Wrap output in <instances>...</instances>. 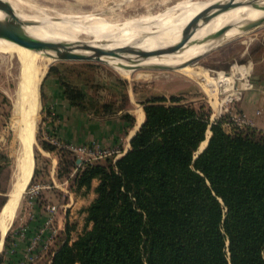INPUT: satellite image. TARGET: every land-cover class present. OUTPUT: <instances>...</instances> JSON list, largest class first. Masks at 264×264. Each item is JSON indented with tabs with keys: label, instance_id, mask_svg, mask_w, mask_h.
<instances>
[{
	"label": "trees",
	"instance_id": "1",
	"mask_svg": "<svg viewBox=\"0 0 264 264\" xmlns=\"http://www.w3.org/2000/svg\"><path fill=\"white\" fill-rule=\"evenodd\" d=\"M60 81L83 107L84 91ZM141 105L144 120L117 158L77 163L70 150L41 141L56 152L70 188L95 193L83 231L57 243L47 264H264V130L227 128V115L210 120V108L178 95ZM123 117L133 125L131 114ZM2 158L0 208L12 172Z\"/></svg>",
	"mask_w": 264,
	"mask_h": 264
},
{
	"label": "rangeland",
	"instance_id": "2",
	"mask_svg": "<svg viewBox=\"0 0 264 264\" xmlns=\"http://www.w3.org/2000/svg\"><path fill=\"white\" fill-rule=\"evenodd\" d=\"M23 1L26 2V5H24V12L35 14L45 20L50 19L49 16H52V22L59 25L66 24L69 17L92 14V16L102 19L104 22L112 25V27L122 25L137 26L139 21L145 22V20L147 21L148 19L165 22L170 16L189 14L191 10L203 7L202 10H200V8L198 9L199 12H201L205 7L214 5L215 12H210L207 18L199 19L203 21L217 14H223L224 10H220V6L223 5L224 2L225 4H229L230 7H234L235 3L234 0ZM181 2H184L183 5L176 6ZM57 15L64 16L58 18ZM260 17L264 18V16ZM186 20H188V18ZM67 26L72 29L80 27L71 24ZM152 27L154 28L155 26L153 25ZM181 28H183V26ZM193 29L198 30L202 28H190L191 32ZM165 30L170 31L169 28H165L157 32ZM194 32H196V30ZM84 33L85 34H82L80 37L81 40H87L90 36L89 32ZM132 49L145 51L154 50V52L160 50L159 46L154 44L135 45ZM184 55L185 59L186 56H193L190 53H184ZM127 56L125 59L127 61L134 60L132 61L134 63H140V58L144 57L135 52H128ZM165 56L166 55L160 56L153 53V59L147 58L141 63L143 65L158 64L161 66V60L167 58V63L175 60L173 67H139L134 70L130 76L124 75L110 65L108 60L104 59H53L50 61L39 82V109L33 145V171L21 196L13 220L5 233V236L7 233H9V236L6 245L4 237L3 245L0 249V264H19L21 252L25 250L32 235L30 234V230L35 232L43 228V236H49L50 232L45 227L44 220L49 212L47 206L54 204L53 224L57 228V232L48 237L51 241V243H49L50 248L32 263L47 264L51 257V250L55 248L57 243L65 239L67 235H69V241L71 242L83 231L85 217L84 209L95 196L93 188H70L69 185L72 181L66 178L64 172L61 170L59 171L56 152L48 150L41 143V141L51 143L49 139L53 136L52 133L45 130V121H47L46 109H51L50 107L46 108L43 101V81L47 74L51 73L56 75L61 85L60 78L81 88L85 93V98L83 100L84 104L81 108L90 112L91 116L97 119L115 115L118 111L123 112V117L125 113L129 112L134 115L133 124H136V115L137 122H142L144 119L141 101L152 95H165L167 97L170 95H178L182 98L183 102H192L195 105L203 103L206 108H210V120H212L211 117L214 119L212 113L216 111V107L213 106L214 104L212 103L215 97L214 94H210L206 91L205 84L207 79L215 80L221 74L225 76L235 74L233 76L234 89L242 88L248 79L249 82L253 83V88L241 89V94L253 90L257 82L264 79V20L249 30H243L231 39L204 51L194 57L190 64L180 61L176 54L172 55L173 58H171L173 60ZM179 61L187 68L191 69L189 74H183L179 71L180 66H182ZM50 66H52L51 69H49ZM238 67H242L241 69L244 70L243 77H239V74H236V70L239 69ZM20 69L21 66L15 53L0 51V155L7 157V161L12 167L11 179L15 170L17 153L19 151L17 139L18 131L13 122L14 109L12 96L23 74V70ZM137 73L146 74V76L136 77ZM234 92L235 90H232L231 99L225 100H222V98H224L227 92H217V103L224 102L223 106L230 107L232 110H238L236 101H238L239 98H232L236 93ZM105 103L113 110H118L105 112V107H103ZM233 103L234 105L232 106ZM126 109L128 110L125 111ZM82 143L92 144V142ZM94 143L97 144L96 142ZM97 146L100 148L105 147L99 144H97ZM116 154L117 153L107 154L101 157L90 158L89 160L103 161L106 157L113 156V158H117L120 156ZM73 155L76 157L77 163L84 159L80 157L81 160H78V156L75 153H73ZM0 161L5 162L3 158L0 159ZM74 171L75 170L72 169V173L69 174L70 177H72L71 175ZM94 182H96V180L93 181V185Z\"/></svg>",
	"mask_w": 264,
	"mask_h": 264
},
{
	"label": "bare ground",
	"instance_id": "3",
	"mask_svg": "<svg viewBox=\"0 0 264 264\" xmlns=\"http://www.w3.org/2000/svg\"><path fill=\"white\" fill-rule=\"evenodd\" d=\"M3 1L8 3L11 11L18 19V23L16 22V25L26 35L39 40L64 42V45L57 47V51L92 54L93 51L91 49L82 47V44L85 43H87V45L102 48L105 50L118 49L119 47L125 45H128L132 48L135 45L141 46L144 44H154L159 46L160 50H158L157 52H154V50H148L151 52L148 55L141 57L140 63H143V61L147 58L153 59V53H156L160 56L166 55L169 57V59L173 54H176L178 55L180 61L186 64H190V61L193 60L194 57L238 35L241 31L244 30V26L247 23L257 19L260 16H264V0H234V7L229 6L230 9L228 8V10L226 8L223 14H217L212 18H208L203 21H200L199 19H202L204 15H208L210 12H215L214 5L205 7L201 12H199L198 9L200 8V10H202L203 7L195 8L193 10L190 9L191 11L189 14H184L181 16H170L165 22H158L157 20L150 19H148L147 21L145 20V22L139 21L137 23V26L122 25L118 27H112V25H109L102 19L92 16V14L84 16L72 15L74 17H69V19L66 21V24L59 25L52 22V16H49L50 19L45 20L44 18H41L35 14H28L24 12L23 10L25 8L24 5H26V2L23 0ZM183 3L184 2L178 3L176 6L183 5ZM230 14H232V16H230ZM61 16L62 15H57L58 18H60ZM229 16L231 17V19H224V17ZM8 18V13L0 9V28L6 27L8 25ZM187 18L188 20H186ZM222 18L224 20L223 22ZM230 20H232L231 24H227L226 26H224V24L228 23ZM189 21H191V24L189 25L190 28L202 29H195L196 32H194L195 30L193 29V31L190 32L189 36L186 37L179 46H177L173 50L164 51L168 47L174 46L181 40L182 29ZM68 24L80 27L72 29L67 26ZM153 25L155 26L154 28L152 27ZM182 26L183 28H181ZM165 28H169L170 31L165 30L162 32H157L158 30H163ZM219 29L224 30L219 34H216ZM84 32L90 33V36L87 40H81L80 38L82 34H85ZM0 51L15 53L19 60L21 69L23 70V74L20 77L16 90L12 96L14 109L13 122L15 123L18 131L17 139L19 144V151L17 150L18 153L15 162V170L12 175V179L10 178L11 184L14 188V192L12 191L13 196H11L9 204L4 207L0 214L1 249V237L2 235H4V233H6L13 220V217L15 215L14 210L18 198L20 197L22 191H24V189L26 188L33 171V145L35 140L36 121L39 109V82L41 76L43 75V73H45L47 65L50 63V61L56 58L57 51L51 49L50 47L35 45L28 42H17L15 40H10L1 36ZM184 53H190L193 56H186L185 59ZM127 55L128 51L125 52L119 50L115 53L101 54L99 57L101 59L108 60L110 65H112L114 68H116L126 76H130L131 73L139 67L142 68L158 66L163 68H171L175 64V60L167 63V58H164L165 61L163 59L161 60V66L158 64L143 65L139 62V64L132 62L134 60L127 61L125 59ZM182 62H180L182 66L178 65L180 66L179 71L183 74H189L191 72V69L183 65ZM241 68L238 69L239 71L236 70V74L242 76L244 75V70ZM143 75L146 76V74L137 73L136 77ZM234 75L235 74L231 76H225L224 74H221L215 80L207 79L205 88L208 93L214 94L215 98L212 103L214 104L213 106H215L216 109L219 105V103H217V92H227L222 100L231 98L232 90H235L233 89ZM138 123H141V121H139ZM209 134L210 130L206 132V138L201 142L200 147L205 145L206 139Z\"/></svg>",
	"mask_w": 264,
	"mask_h": 264
},
{
	"label": "crops",
	"instance_id": "4",
	"mask_svg": "<svg viewBox=\"0 0 264 264\" xmlns=\"http://www.w3.org/2000/svg\"><path fill=\"white\" fill-rule=\"evenodd\" d=\"M230 16L224 19H231ZM43 93L45 107L51 108L46 109L45 130L62 141L96 142L105 147H113L116 155H121L129 148L130 138L140 125L136 115V124L127 126L128 120L122 117L121 111L103 119L92 117L90 112L69 101L58 77L51 73L43 81ZM236 107L237 111L252 121L253 126L264 130V79L257 82L253 90L244 92L236 101ZM129 114L134 117L132 113Z\"/></svg>",
	"mask_w": 264,
	"mask_h": 264
},
{
	"label": "built area",
	"instance_id": "5",
	"mask_svg": "<svg viewBox=\"0 0 264 264\" xmlns=\"http://www.w3.org/2000/svg\"><path fill=\"white\" fill-rule=\"evenodd\" d=\"M239 77H243V75H239ZM253 88V83L249 82V80H246V83L242 88H235L236 94L233 95L232 98H240L242 96L241 94V89H249ZM234 89V88H233ZM231 99V98H230ZM224 102H220L216 111L213 112L212 116L215 118H218L222 115H227V123L226 126L229 128L230 124H235V125H252V121L247 118L243 113L237 111V110H232L230 107L228 108L227 106H223ZM234 103L232 104V106ZM259 110H257V113ZM229 113V114H227ZM213 120V117H211ZM50 142L58 145L65 147L66 149L70 150L71 152L75 153L78 156V160H81V158H84L85 160H89L90 158H96V157H101L104 155H109L112 153H116V149L110 148V147H103L100 148L92 142L91 145L87 143H73V142H68V141H62L58 139L55 136L50 137ZM81 157V158H80ZM48 215L45 217L44 220V225L50 232L49 236H52L57 232V228L53 224V212L55 209V205H48ZM44 229L40 228L33 232L31 235V238L29 242L26 245L25 250L21 252V257L19 260V264H32L34 261H36L47 249L49 248V243L51 241L49 240L48 237H44L43 233Z\"/></svg>",
	"mask_w": 264,
	"mask_h": 264
},
{
	"label": "water",
	"instance_id": "6",
	"mask_svg": "<svg viewBox=\"0 0 264 264\" xmlns=\"http://www.w3.org/2000/svg\"><path fill=\"white\" fill-rule=\"evenodd\" d=\"M228 6H229V4H223V5L220 6L221 7L220 10H225L226 8H228ZM0 9L3 10V11H5L6 13H8V16H9V18H8V25L6 27L0 28V36L1 37H5V38H8L10 40H15L17 42H28V43L35 44V45H41V46H45V47H50L51 49H54L56 51H57V47L58 46H61V45H64L65 44L64 42H52V41H46V40H39V39H35V38H33V37L29 36V35H26L16 25V22L18 23V19L16 18V16L14 15V13L11 11L8 3L5 2V1H3V0H0ZM208 16L209 15H204L203 18H207ZM262 20H264V18L260 17L258 19H255V20L247 23L244 26V30H249L250 28H252V27L260 24L262 22ZM192 22H194V21H192ZM190 24H191V21H189L185 25V27L182 29V37H181V40L177 44H175L174 46H170V47H168L164 51L173 50L174 48H176L177 46H179L181 44V42L186 37L189 36V34H190L191 30H192V29L190 30V26H189ZM223 30L224 29H219L216 34H219V33L223 32ZM79 44H81V43H79ZM82 47L83 48L91 49L93 51V53L92 54H85V53H77V52L57 51V55H56V58L55 59H101L99 57L101 54H104V53H108V54L109 53H115V52H117L119 50L125 51V52H127V51L128 52H135V53L139 54L140 56L148 55L151 52V51H145V50H133L132 47H130L128 45L121 46L118 49H108V50H105V49H102V48H98V47H93V46L87 45V43L82 44ZM190 62H192V60ZM161 68H163V67H161ZM208 128H209V126H208ZM209 130H210V128H209ZM209 135H208V137L206 139L205 145H203L202 147H200V144H201V142H200L199 147H198V149L196 151V154L198 152L202 151L203 148L206 146V144L208 142ZM12 191L14 192V188H13L12 184L9 183L8 191L6 193V200H5L4 204L2 205V207L0 208V214H1L2 210L4 209V207L7 204H9V201L11 200V196H13ZM23 192L24 191H22L20 197L18 198V201L16 203V207H15L14 213L17 210V207H18V204L20 202V199H21V196H22ZM4 237H5V233L1 237L2 245H3Z\"/></svg>",
	"mask_w": 264,
	"mask_h": 264
}]
</instances>
